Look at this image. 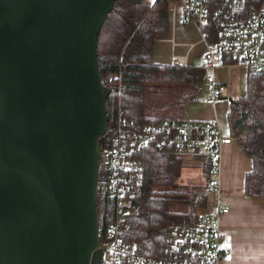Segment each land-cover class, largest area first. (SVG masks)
Returning <instances> with one entry per match:
<instances>
[{
	"label": "water",
	"instance_id": "water-1",
	"mask_svg": "<svg viewBox=\"0 0 264 264\" xmlns=\"http://www.w3.org/2000/svg\"><path fill=\"white\" fill-rule=\"evenodd\" d=\"M114 1L0 0V264L100 262L96 41Z\"/></svg>",
	"mask_w": 264,
	"mask_h": 264
},
{
	"label": "trees",
	"instance_id": "trees-1",
	"mask_svg": "<svg viewBox=\"0 0 264 264\" xmlns=\"http://www.w3.org/2000/svg\"><path fill=\"white\" fill-rule=\"evenodd\" d=\"M259 1L262 0H256ZM170 2L153 0L149 4L146 0H115L101 26L96 41L99 75L102 77L107 72L116 74V78L107 84L111 90L105 102L107 131L98 138L102 151L107 149L117 125L124 133L130 134L141 132L146 122L183 121L178 117L179 112L171 116L161 113L167 106L157 107L159 104L150 95L158 94L166 86L181 87L182 97L168 106L179 108L197 102L203 97L201 84L206 72L212 74L216 70L207 71L199 65H164L152 61L154 43L168 28L167 7ZM211 14L212 11L209 13L208 37L213 32ZM225 122L227 136L239 138L236 143L250 162V169L243 177V195L264 199V78L260 74L251 70L247 72L243 95L227 102ZM207 136L201 137L206 139ZM197 151L202 155H196L195 159L200 161L201 171L208 178L217 150L207 151L198 146ZM138 157L141 163L140 183L123 201L119 211L122 236L134 244L142 258H164L167 235L172 230L193 228L200 217L196 210L205 205V194L178 192L176 180L180 175L181 162L170 145L159 147L155 143H147ZM107 180L108 172L102 161L96 188L99 241L116 213V202L103 192ZM168 197L172 201L186 202V210L169 211Z\"/></svg>",
	"mask_w": 264,
	"mask_h": 264
},
{
	"label": "built area",
	"instance_id": "built-area-1",
	"mask_svg": "<svg viewBox=\"0 0 264 264\" xmlns=\"http://www.w3.org/2000/svg\"><path fill=\"white\" fill-rule=\"evenodd\" d=\"M175 1L180 6L182 21L195 27L203 43L199 67L207 71L221 67H243L264 78V0ZM211 11L213 32L208 37ZM115 78V73L107 72L100 77V82L108 88V82ZM224 89V85L211 78L203 92L213 101ZM203 135L209 136L204 139L201 137ZM238 140V137L221 135L212 121L146 122L141 132L130 134L124 133L117 125L107 149L101 150L100 154V163L103 161L108 172L103 192L116 202V213L99 241V264H218L227 253L218 248L217 227L205 215H201L190 230L170 231L166 237L164 258L144 259L137 254L132 242L124 240L119 211L123 201L140 183L141 163L138 156L147 143H155L159 147L170 145L178 157L182 152L189 153L187 149L197 151L201 146L207 151L213 148L217 150L222 144L236 143ZM218 211L226 213L228 210L219 207Z\"/></svg>",
	"mask_w": 264,
	"mask_h": 264
},
{
	"label": "crops",
	"instance_id": "crops-1",
	"mask_svg": "<svg viewBox=\"0 0 264 264\" xmlns=\"http://www.w3.org/2000/svg\"><path fill=\"white\" fill-rule=\"evenodd\" d=\"M179 12L172 13V17L167 19L171 29L169 37L173 42L170 39L158 42L159 37L166 36L169 31L167 28L165 34L159 36L154 43L152 61L164 65L197 66L204 51L203 43L195 27L184 23ZM178 39L185 43L191 41L193 43L182 45L183 47L171 44ZM173 53L179 54L185 64L174 61ZM195 61L198 63L194 64ZM231 68L233 67H221L211 74L214 81L225 87L220 97L226 96V92L227 96L243 95L248 71L243 69L241 72L237 71L236 76L230 77ZM201 93L207 99L206 102L198 100L185 104L184 113H180L178 117L183 121H212L217 125L219 132L227 136L225 122L227 105L224 103L227 101L223 102L220 99L212 101L203 90ZM180 162L181 167L200 169L201 166L200 161L189 153H184ZM249 169V159L240 151L237 143L222 144L218 147L215 164L211 167L212 181L205 185V205L199 211L200 216H207L217 227L218 248L227 253L218 264H264V199H253L243 195V177ZM219 207L228 211L219 213Z\"/></svg>",
	"mask_w": 264,
	"mask_h": 264
},
{
	"label": "rangeland",
	"instance_id": "rangeland-1",
	"mask_svg": "<svg viewBox=\"0 0 264 264\" xmlns=\"http://www.w3.org/2000/svg\"><path fill=\"white\" fill-rule=\"evenodd\" d=\"M147 3H151L153 2V0H146ZM177 11H181L180 9V6L176 3L175 0H171V2L169 3L168 7H167V19L168 17H172V13L174 12H177ZM180 13V12H179ZM170 22H173L172 19H169ZM167 24H168V32L166 34V36H161L158 38V42L161 41V40H165V39H170L171 42H173V39L171 37H169V35H171V29H169V23H168V20H167ZM199 41V40H198ZM201 41V40H200ZM193 42H188V43H185L183 40H177V41H174V43H171L173 45H178V46H186V45H189V44H192ZM200 43V42H199ZM201 44V43H200ZM182 46V47H183ZM173 58H174V61L180 63V64H185V61L184 59L177 53H173ZM198 61H195L194 64H197ZM240 68V69H239ZM233 67L231 69H229V74H230V77H234L237 75V71H242L244 68L243 67ZM242 68V69H241ZM245 70V69H244ZM211 73L210 72H206L205 76H204V79H203V83L201 84V88L202 90L205 89L206 87V84L207 82L211 79ZM182 94H183V89L180 87V88H172V87H169V86H166L164 87L158 94H155V95H150L151 96V99L153 101H155L157 104V107L159 106H167L166 108L163 109V111L161 113H164L166 115H173V114H177L179 112V115L183 114L184 113V105H182L181 107H173V106H168L170 104H172V102L175 103V101L179 98L182 97ZM228 92H226V96H227ZM224 96L222 95L220 98H224V99H231L233 98V96L235 97V95H230V96ZM238 95H236L237 97ZM201 100L206 102V98L205 97H201ZM224 102V101H223ZM226 105L227 103L224 102ZM156 107V106H155ZM157 110V109H155ZM183 112V113H182ZM181 113V114H180ZM183 153L178 156L179 160H181V157L183 156ZM189 154L193 155V157L195 158L196 155L198 156H201L202 154L201 153H198L197 151H191L189 152ZM201 169V168H200ZM198 167L196 168H190V167H187V166H184V167H181V170H180V175L178 177V179L176 180V184H177V187H178V192L179 193H187V194H193V195H200L201 193H204V191H206V187L205 185L209 182L212 181V174L209 175L208 178H205L203 173L200 172V170ZM181 195V194H180ZM183 197V195H181ZM167 205H168V210L169 211H173V212H184L186 210V202H183L182 200H175V201H172V199H169V197L167 198ZM200 209L196 210V213H200L199 212ZM219 212V211H218ZM220 213V212H219Z\"/></svg>",
	"mask_w": 264,
	"mask_h": 264
}]
</instances>
